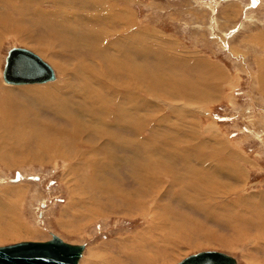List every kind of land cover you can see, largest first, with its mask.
Wrapping results in <instances>:
<instances>
[{"label":"rangeland","instance_id":"1","mask_svg":"<svg viewBox=\"0 0 264 264\" xmlns=\"http://www.w3.org/2000/svg\"><path fill=\"white\" fill-rule=\"evenodd\" d=\"M89 1L96 2L99 8L106 7V5L100 6L98 1L101 0H39L37 4L24 2L25 4L22 3L24 6L21 4L12 9L14 14L3 15L5 21L3 22L8 23L4 25L1 34L3 36L0 38V111L3 109L2 112L8 113L0 114V122L2 121L0 125H3L0 127V135L5 130L2 135H7L8 141L5 140L7 147L11 145L6 150L8 155H11L14 149L13 152L18 151L17 157L20 155L19 151L25 157L18 158L16 164L12 163L11 158L7 163L0 160V197L3 199L0 200L12 207L10 210L6 209L4 219L0 221V247L28 241L45 242L51 240L53 236H58L69 244L85 247L80 264H146V262L147 264H179L185 258L203 251L222 252L235 258L237 264H264V0H118L117 8L123 10L129 7L132 13L131 19L134 20L130 21L131 26L128 29L134 31L133 38L136 45L140 46L142 41L151 40L152 42L149 43L152 46L160 48L157 51L154 48L156 52L150 53L145 58H142L140 53H137L139 56L135 55L134 52L139 51L138 47L133 51L131 46L124 45L127 44L124 41L126 37L124 34L130 30H123L124 26H120L119 23L114 21V24H111L109 19L97 15L94 6L87 5ZM103 3L101 1V4ZM33 8H39L41 12L46 10V13L51 11L53 18H58L63 27L75 28L74 32L82 28L81 33L79 32L80 38L75 32L76 38L75 35H71L67 41L50 29L51 32L49 19L46 20L42 15L43 20L38 19L39 26L34 25L35 21L32 19L35 17L32 16L31 19L25 14ZM11 20L13 23H9ZM15 27L18 32L14 31ZM151 33L153 34L149 35ZM89 35L91 38L99 36L98 41L105 47L98 51L94 43L90 46L82 45L89 44L90 40H85V36L90 38ZM120 35H124L123 49L118 48L120 50L116 51L108 48V44L113 40L116 41ZM70 39L77 41L75 46H72ZM77 43L81 44L80 47ZM169 45L174 47V55H170L172 61L164 56L163 51L165 46ZM161 46H164L163 49ZM12 48H24L39 56L52 67L55 79L45 84H7L3 73L8 52ZM119 51L124 56L130 53L127 56L131 58L124 57V60L118 54ZM63 52L67 53L63 54ZM67 57L72 59L69 61ZM112 57L117 58L114 60ZM194 58L209 63L208 68H212L211 65L220 68L225 75V81L220 82L219 86L218 83L213 82L208 84L209 87L205 88L207 84L203 87L202 71L188 62ZM121 60L133 62L132 78L136 88L141 87L138 89L139 93L134 94L137 109L130 113L136 116V128L131 136L134 156L144 154V146L138 142L142 137L144 142L150 140L151 146L156 145L160 148H166L164 144L168 140L172 141L174 145L170 146V149H174L173 151L183 149L184 157L189 160L201 159V147L197 155H192L193 146L200 145L201 137H198L197 141H192V135H189L190 131L192 133L195 130L196 133L199 129L200 135L208 134L209 140V135L215 133L220 142L226 143L223 147L226 146L227 150L220 151V146L217 150L212 147L213 143L208 142L209 140L204 142V155L209 158L207 151L212 148L216 154H222V158L229 167L231 166L232 171L233 168L237 170V176L241 175L243 178L240 182H234L226 177L219 180V184L218 180H215L211 184L212 188L197 185L201 189V194L198 193L201 199L196 197L197 200L184 191L185 189L183 194L186 198L183 196L181 200L170 196L171 194L159 197L160 203L171 210V214L167 212L165 215L168 226L164 224L166 226L164 230H167L165 241L162 242H160L162 230L158 223L144 212L150 205L149 197L141 203L135 201L136 190L140 191V199H143L142 196L147 197L148 193H143L139 188L140 185L136 184L134 177L131 176L133 159L136 158L132 153L123 154L119 151L113 156L114 150L104 147L109 156L120 159L114 170L106 172V181L112 182L115 188L120 189L118 195L122 198L117 200L114 197L113 200L101 197L98 190L91 188L87 189L91 201L81 205L79 202L83 201V196L86 195L84 185L91 180L88 182L90 185L98 178L89 179L88 177L93 175L92 170L82 165L77 168L72 167L66 160L59 158L58 152L64 153L69 149V152L71 151L70 136L72 135L69 133L74 131V125H81L84 128L99 127L92 124L96 114L93 110L104 102L109 103L112 99L107 90H103L101 96L103 99L96 95L87 104L81 99H72L81 82L87 80L82 73L91 72L87 78L92 82L95 80L92 71L97 72L107 80V84L114 81L115 85L123 88L124 76L114 73L116 71L111 68V61L122 62ZM164 61H167L168 65L164 64ZM76 67L77 69L74 70L73 68ZM63 69L66 72H63ZM61 82L66 84H64L67 96L65 99L67 101L71 99L73 105L77 104L75 108L68 110V113L75 115L54 114L45 109L47 108L45 101L50 99L52 94H44L43 99L38 98V101H36L37 96L28 95L23 101L28 105L23 104V108L21 103L16 102L19 97H12L14 95L11 94V97H8L9 94L5 93L6 87L9 90L44 89L56 83L62 85ZM91 84L94 85L89 89L91 93L101 92L100 84L94 82ZM135 84L132 86L135 87ZM210 85L219 88L213 91ZM68 89L73 90L68 91ZM181 90L182 93H179ZM207 91L211 95L206 94L207 96L205 95L201 100L200 95ZM214 95L215 99L209 102L208 98ZM23 97L20 96V99ZM15 98L17 100L14 101ZM147 100L150 104H146ZM78 107L85 112L79 113ZM25 108H29L30 111ZM99 109L100 107L96 111ZM13 110H17L18 113L12 116L9 113ZM112 110L114 107L111 108ZM78 114L80 117L77 116ZM22 116H26L27 120L33 119L35 126L33 131L32 128L28 127L30 130H27V127L20 125L24 121ZM64 117L68 118L71 125H66ZM110 119L109 115L108 124L111 122ZM10 120L13 123L9 122ZM48 122H53L51 125L55 124L50 130L42 127V124ZM194 124L197 126H194L193 131L187 130ZM21 129L26 132H24L26 136ZM138 129L142 131V136H138ZM177 131L180 132L179 135ZM18 132L22 133L21 136ZM51 132H54V135ZM177 135L180 138H177ZM10 137L15 139L13 143ZM194 137L193 135V139ZM0 143H3L2 139ZM39 147L45 148V151L42 153ZM160 150L156 148L159 157L155 156V159L159 161L165 158ZM37 154L41 159L38 157L36 159ZM207 177L208 181H212L209 175ZM159 181L158 184L161 186V179ZM181 181L180 183H184ZM97 184H100L99 180ZM205 190L208 193H205ZM188 195L191 197L188 198ZM221 195L226 197L227 201L224 204L232 205L220 209L221 213L227 214L222 217L218 214L217 216L221 218L219 220L208 218L203 213V209L199 211L183 201L187 199L193 204H205L213 196L218 200V196ZM235 201H239L238 204L235 205ZM137 205H143L144 209ZM87 206H94L96 210L93 208L94 210L88 213L85 211ZM227 219L232 222L231 225ZM222 220L225 222H221ZM251 221L256 225L254 226Z\"/></svg>","mask_w":264,"mask_h":264},{"label":"bare ground","instance_id":"2","mask_svg":"<svg viewBox=\"0 0 264 264\" xmlns=\"http://www.w3.org/2000/svg\"><path fill=\"white\" fill-rule=\"evenodd\" d=\"M31 2L32 4H37V2H39V0H21V1H18V0H0V38L3 36L1 35L2 32H3V27L5 28L4 25H7L6 23H4L5 21L3 20V15H6V13H13L12 9H15V7H18L19 5H21L22 3L25 4L24 2ZM101 1L104 2L103 4H101ZM101 1H98L100 2V6L101 5H106V7L104 8H99L98 7V4L96 2L93 1L92 2H88L87 5H92L94 6V9L96 10V12L98 13L97 15H100V16H103V18L105 17L106 19H109L111 21V24H114V21L119 23L120 26H124V28L122 27V29H128L129 26H131V23L130 21L133 19H131V11H130V8L128 7V9H123L121 10L119 7L117 8V4L116 2L118 0H101ZM124 1H129V0H124ZM49 2V1H48ZM85 2V1H84ZM50 3V2H49ZM48 3V4H49ZM126 3V2H125ZM22 4V5H23ZM39 4V3H38ZM124 5V4H123ZM130 5V4H129ZM24 6V5H23ZM22 6V7H23ZM121 7V6H120ZM124 8V6H123ZM30 9V8H29ZM5 10H7V12H5ZM46 11V10H45ZM45 11L41 12L39 11V8H33L32 11L31 10H28L27 15H29V18H31L32 16H34L35 18H31L32 21L34 20L35 24H38L39 26V21L38 19H42V16H45L46 20L49 19V30L51 29L52 31H54L55 33H57L58 35H60L61 37H64L67 41L69 40V37L71 35H75L76 33L79 35V32L81 33L82 31V28L79 30H76L75 32L73 31L75 28L73 27H63L62 24L60 23L61 21L58 20V18H53L54 15H52L50 12L46 13ZM24 13V12H23ZM78 13V12H77ZM14 14V13H13ZM9 15V14H8ZM12 15V14H11ZM22 15V14H21ZM37 17H36V16ZM42 15V16H41ZM8 17V16H7ZM50 17V18H49ZM57 17V16H56ZM6 18V16H5ZM44 18V17H43ZM87 18V17H86ZM30 19V21H31ZM91 19V18H89ZM10 20V19H9ZM127 20V21H126ZM134 20V19H133ZM4 21V22H3ZM38 21V22H36ZM78 21V20H77ZM15 22V21H14ZM4 23V24H3ZM9 23H13L12 20L9 21ZM33 23V22H32ZM122 23V24H121ZM18 24V23H17ZM16 24V25H17ZM13 25V24H12ZM57 25V26H56ZM89 26V25H88ZM92 26V25H91ZM138 26V25H137ZM12 27V26H11ZM10 27V28H11ZM42 27V26H41ZM48 26H46L47 28ZM59 27V29H55ZM136 27V26H135ZM8 28V27H7ZM14 28V26H13ZM90 28V27H89ZM16 29V27H15ZM79 29V27H78ZM50 30V31H51ZM130 31H127L124 35L126 36L125 39L124 38V41L125 43L127 44H124L126 46H131L130 48L134 51V49H136L135 47H138L137 50L139 51H136L134 52L135 55L139 56V54L137 53H140V55L142 56V58H145V57H148V55L150 53H154L156 52L158 49H160L159 47H155V45H151L149 42H152L151 40H148V41H142L140 43V46H137L136 42H135V39L133 38L134 34L131 29H128ZM14 31H17L18 30H14ZM49 31V33H51ZM88 31V30H87ZM93 31V30H92ZM100 31V30H99ZM113 31V30H112ZM145 32V31H144ZM118 33V32H117ZM121 33V32H120ZM146 33V32H145ZM149 33V32H148ZM155 33V32H154ZM153 33L149 34V35H152ZM81 35V34H80ZM80 35L78 36L80 38ZM85 35V34H84ZM101 35V34H100ZM123 36L120 35V37H115L117 38L116 41H112L111 43L108 44V42L106 44H108V48H111L113 50H120L118 48H122V45H123ZM146 35V34H145ZM83 36V35H82ZM81 36V37H82ZM88 36V35H87ZM57 37V36H56ZM77 37V39H78ZM84 37V36H83ZM90 37V35H89ZM114 37V36H113ZM142 37V36H141ZM140 37V39H142ZM75 38H76V35H75ZM74 38V39H75ZM112 38V36H111ZM114 38V39H115ZM148 38V37H147ZM74 39H70L71 40V44L72 46H75V41ZM86 39H89L90 42L89 44L87 43H83L82 45L84 46H90L94 43V46H96V48L98 49V51L102 50L105 46L103 45L102 46V43L98 40L99 39V36L97 38L94 37V38H86L85 36V40ZM138 39V38H137ZM111 40V39H109ZM163 40V39H162ZM64 41V40H63ZM80 41V40H79ZM78 41V42H79ZM140 41V40H139ZM66 42V41H65ZM64 42V43H65ZM70 42V41H69ZM84 42V40H83ZM160 42V41H159ZM131 43V44H130ZM163 43L165 44V41L163 40ZM162 43V44H163ZM78 44V43H77ZM105 44V43H104ZM66 45V44H64ZM79 45V44H78ZM77 45V46H78ZM81 45V44H80ZM79 45V47H80ZM167 45V44H166ZM71 46V45H70ZM83 46V47H84ZM82 47V46H81ZM164 46H161V48L163 49ZM154 48L156 49V51H154ZM64 49V48H63ZM80 49V48H79ZM94 49V48H93ZM106 49V48H105ZM123 49V48H122ZM88 50V49H87ZM90 50V49H89ZM92 50V49H91ZM173 50H174V47L169 45V46H165V50L164 51V56L169 60V61H172V59H170V55L173 56L174 53H173ZM79 51V50H78ZM86 51V50H85ZM107 51V50H106ZM125 51V50H124ZM68 52V51H67ZM67 52H63V54H66ZM88 52V51H87ZM97 52V51H96ZM82 53V51H81ZM86 53V52H85ZM124 53V52H123ZM102 54V53H101ZM108 54V53H107ZM118 54H120L123 58H127V59H130L131 57L130 56H127L129 55L130 53H126V55L124 56L120 51L118 52ZM160 54V53H159ZM134 55V56H135ZM157 57H158V54H156ZM185 55V54H184ZM100 56V55H99ZM112 56V55H111ZM127 56V57H126ZM177 55H175L176 57ZM76 57V56H75ZM82 57V56H81ZM97 57V56H96ZM118 57L120 58V56L118 55ZM180 57V56H179ZM69 58V57H67ZM66 58V60H68ZM95 58V57H94ZM104 58V57H103ZM114 60L117 58L115 57H112ZM124 58V60H125ZM72 58H69V61L71 60ZM109 60V58H107ZM112 59V60H113ZM121 59V58H120ZM157 59V58H156ZM118 60V59H117ZM177 60H180L181 59H177ZM97 61V60H96ZM120 61V60H119ZM122 61V60H121ZM110 62V61H109ZM118 62V61H117ZM116 61H111V68H113V70H115L116 72L114 73H117V74H122L124 76V81H123V85L121 88L119 85H115L114 84V81H110L111 83L110 84H107L106 81L102 75L98 74L97 72L96 73H93L92 71V74H94L95 76V80L92 81L96 84H100L101 86V92L100 91H95L96 93H91L89 91L90 87H93L94 85H92L91 83L92 82H89L88 81V78H89V75L91 72H85L84 74L82 73V76L85 77L86 81H80L82 84H80V86L78 87L77 89V86H75V88L77 90H75V96L72 98V99H81L83 101V103H88L90 101H92V99H94L97 96H102L103 95V90H107L109 91L110 95L112 96V99L111 101L108 103V102H104L103 104H100L99 106L96 107V109L98 107H100L99 111H95V113L98 115V116H102V117H98L96 114H95V119L92 120V124H95V125H98L99 127L97 128H88V127H83L81 125H74V131L69 133L71 137L70 140H72V148H71V151L69 152V150L67 151H64V153H61V152H58L59 153V158L63 159V160H66L70 166L72 167H75L77 168V166H85L87 167L89 170H92V174L90 177H88L89 179H92L94 178L95 180V177L98 178V180L100 181V184H97L98 180L97 181H92V183H89L88 182H91L88 181L85 185H84V189H85V194L83 197V201H80L79 204L81 205L82 203L85 204L87 203V201H91L90 198L91 196H88V193H87V189H95V190H98V193L101 194V197H106V198H111L114 200V197L117 199V200H120L122 197L120 195H118V193L120 192V189H117L113 186V183L112 182H107L106 181V172L108 170H114L115 166L117 165V162H118V157H111L109 156L106 152H105V149L104 147H108V149H113L114 151L112 152V155L113 156H116L118 154L119 151H122L123 154H126V153H132V155L134 156V152L132 147L133 144V138L131 137L134 133V129L136 128L135 127V118L136 116L134 114H130L132 110H136L137 107H136V100L134 98V94L136 93H139V90L140 88H136V84L134 83V78H132V71L134 72V70L132 69L133 67V62H131L130 60H126L125 62H118L117 63ZM135 62V61H134ZM167 62V61H166ZM164 61V64L168 65ZM191 65H195V67L199 70L202 71V76H201V80L203 81L202 83V86L205 88H207L208 84L209 83H213V82H216L218 83V86H219V83L220 82H224L225 81V75L224 73L220 70V68L214 66V65H211V67H207L209 65V63H206L204 62V60L202 61L201 59L199 58H194V59H190L188 61ZM126 63V64H124ZM169 63V62H168ZM175 63V62H173ZM72 64V63H71ZM70 64V65H71ZM82 64V63H81ZM138 64V62H137ZM77 65V64H76ZM155 65V64H154ZM158 65V64H157ZM162 65V63H161ZM107 66V65H106ZM165 66V65H164ZM163 66V67H164ZM174 66V65H173ZM59 67V66H58ZM68 67V66H67ZM83 67V66H82ZM131 67V69H130ZM170 67V66H169ZM81 68V67H80ZM107 68V67H106ZM168 68V67H166ZM74 70L77 69L76 68H73ZM100 69V68H99ZM72 70V69H71ZM84 70V69H83ZM86 70V69H85ZM62 71V70H61ZM69 71V70H68ZM77 71V70H76ZM75 71V72H76ZM90 71V70H89ZM102 71V70H101ZM63 72H66V70L64 71L63 69ZM103 73V72H102ZM80 74V72H79ZM55 75V73H54ZM67 75V73H66ZM69 75V74H68ZM73 76V73L71 74ZM77 75V74H76ZM79 77V76H78ZM88 77V78H87ZM92 77V75H91ZM90 77V78H91ZM145 77V76H144ZM163 77V76H162ZM67 78V77H66ZM65 78V79H66ZM75 78V77H74ZM81 78V77H79ZM55 79V78H54ZM52 79V80H54ZM82 79V78H81ZM93 79V77H92ZM122 79V78H121ZM138 79V78H137ZM142 79V78H141ZM67 80V79H66ZM51 81V80H49ZM47 81V82H49ZM71 81V79H70ZM77 81V80H76ZM75 81V82H76ZM66 82V81H64ZM109 82V81H108ZM193 82V81H191ZM7 83V82H6ZM46 82H44L45 84ZM71 83V82H69ZM78 83V81H77ZM76 83V84H77ZM118 83V82H116ZM187 83V82H186ZM190 83V82H189ZM9 84V83H7ZM61 84L63 85H59V83H56L54 85H51V86H47L45 87L44 89L43 88H38V89H8V87H6V91L5 93H8V97H11V95H14L12 97H19V100H17L16 98L13 99L14 101L17 100L16 102L18 103H21L22 106L23 104H27V103H23V101L25 100V97L28 96V95H33V96H37L36 97V101H38L39 99H43L44 97V94H52V97L48 100H46L45 102H47V105H45V109L49 110V112H52L54 114H69V115H75V114H70L68 113V110L70 111L71 109L75 108V106L77 105H73L74 103H71V99L67 101V96L65 95V89L64 88V84L63 82H61ZM73 84V83H72ZM132 84L134 85L135 84V87L132 86ZM162 84V83H161ZM166 84V83H165ZM11 85H22V84H11ZM25 85V84H23ZM66 85V84H65ZM69 86V85H68ZM209 87V86H208ZM13 88V87H12ZM157 88V86H156ZM210 88L215 91V89L219 88V87H212V85H210ZM49 89V90H47ZM99 89V88H98ZM165 89V88H164ZM169 89V88H168ZM179 89V88H178ZM71 90V89H70ZM68 89V91H70ZM73 90V89H72ZM71 90V91H72ZM154 90V89H153ZM163 90V89H162ZM176 90V89H175ZM201 90V89H200ZM199 90V91H200ZM93 91V92H94ZM179 93H182V90L179 91ZM55 94V95H54ZM108 94V95H109ZM206 94H209L208 91L203 93L202 95H200L199 98H202L206 95ZM7 95V94H6ZM138 95V94H137ZM150 95V94H149ZM211 95V94H209ZM5 96V95H4ZM20 96H24L22 99H20ZM187 96V95H186ZM195 96V95H194ZM193 96V97H194ZM207 96V95H206ZM71 97V96H70ZM144 97V96H143ZM209 97V96H208ZM5 99V97H3ZM39 98V99H38ZM102 98V97H101ZM105 98V97H104ZM147 98V97H146ZM154 98V97H153ZM191 98V97H190ZM189 98V99H190ZM195 98V97H194ZM213 98L215 99V95L212 96V97H209L208 100L209 102H211V100H213ZM8 99V98H7ZM35 99V98H34ZM57 99H60L59 101H57ZM103 99V98H102ZM196 99V98H195ZM33 100V99H32ZM90 100V101H89ZM132 100H135L134 102H132ZM150 100V99H149ZM164 100V99H163ZM191 100V99H190ZM75 101V100H74ZM102 101V100H101ZM109 101V100H108ZM157 101V100H156ZM159 101V100H158ZM194 101V100H193ZM73 102V100H72ZM94 102V101H93ZM98 103V102H97ZM150 104V102H148V100L146 101V104ZM192 103V101H191ZM31 104V103H30ZM145 104V105H146ZM193 104V103H192ZM196 104V103H195ZM20 105V104H19ZM28 105V104H27ZM130 105V106H129ZM140 105V104H139ZM185 105V104H184ZM6 106V105H5ZM9 106V105H8ZM35 106V105H34ZM83 106V105H82ZM27 107V106H26ZM38 107V106H37ZM88 107V106H87ZM86 107V108H87ZM114 107V110L111 111V108ZM145 107V106H144ZM159 107V106H158ZM14 108V107H13ZM16 108V107H15ZM18 108V106H17ZM24 108V106H23ZM77 108V107H76ZM187 108V107H186ZM11 109V108H10ZM26 109V108H25ZM29 109V108H28ZM26 109V110H28ZM79 109V113H82L85 112L84 109L83 110H80L81 108L78 107ZM146 109V108H145ZM153 109V108H152ZM3 109H1L0 111V114H6L8 112H2ZM33 110V109H32ZM155 110V109H154ZM153 110V112H154ZM4 111V110H3ZM30 111V109H29ZM28 112V111H27ZM34 112V111H33ZM31 112V113H33ZM88 112V111H87ZM115 112V113H114ZM182 112V111H181ZM17 114V110H13V112L11 111V113L9 114H13L14 115ZM20 113V112H19ZM30 113V114H31ZM42 113V111H41ZM89 113V112H88ZM148 112H146L147 114ZM23 114V113H21ZM25 114V113H24ZM27 114V113H26ZM35 115H37L36 113H34ZM139 114V113H138ZM12 115V116H13ZM109 115L111 116V122L110 124H108V121L107 119H109ZM137 115V114H136ZM151 115V114H150ZM149 115V116H150ZM178 115V114H177ZM10 116V117H12ZM38 116H39V113H38ZM79 116V114L77 115ZM76 116V117H77ZM148 116V117H149ZM33 118H35L34 116H32ZM80 117V116H79ZM21 118L24 119V121L21 122V126L23 127H27L26 129L28 130L29 128L31 129V131H33L35 129V126H34V122H33V119L30 118V120L26 119V116H22ZM65 118V122H66V125H71V123L69 122L68 118L64 117ZM83 118V117H81ZM139 118V117H138ZM155 118V116H154ZM167 118V117H166ZM177 118V117H176ZM11 119V118H10ZM143 119V118H142ZM165 119V118H164ZM163 119V120H164ZM37 120V119H36ZM14 121V120H13ZM142 121V120H141ZM169 121V120H168ZM11 122V120L9 121ZM2 123V121L0 122V124ZM13 123V122H11ZM53 123V122H51ZM50 122L48 123H44L42 124V127L44 129H47V130H50V127L53 128L52 125H55V124H52L51 125ZM55 123V122H54ZM63 123V122H62ZM5 124V123H4ZM64 124V123H63ZM170 124V122H169ZM185 124V123H183ZM188 126V124H186ZM3 126V125H0V127ZM18 126V125H17ZM145 126V125H143ZM165 126V125H164ZM172 126V125H171ZM194 126H197V125H193L192 127H189L190 129H186L187 130H194ZM12 127V126H11ZM10 127V128H11ZM29 127V128H28ZM18 128V127H17ZM55 128V127H54ZM162 128V127H161ZM9 129V128H8ZM29 129V130H30ZM63 129V128H62ZM169 129V128H168ZM175 129V128H173ZM19 130V129H18ZM53 130V129H52ZM68 130L69 127H68ZM121 132H119V131ZM12 131V129H11ZM22 131V129H21ZM72 131V130H71ZM181 131V130H180ZM185 131V130H184ZM5 132V130H4ZM3 132V133H4ZM25 132V131H24ZM22 131V133H24ZM30 132V131H29ZM119 132V134L117 133ZM162 132V131H161ZM159 132V133H161ZM207 132H210V131H207ZM205 132V133H207ZM2 133V134H3ZM7 133V132H6ZM19 134L21 132H18ZM21 133V134H22ZM26 133V132H25ZM24 133V135L26 136V134ZM53 135H54V132H51ZM138 133L139 135L138 136H142V131H140L138 129ZM137 133V134H138ZM164 133V132H163ZM178 135L180 132H178ZM182 133V132H181ZM195 133V130L191 133H189V135H192L191 136V139L192 141H197L198 137H201V143L199 142V146H193V149H192V155H197L198 154V149L199 147H201V152H202V157L201 159L199 158L198 160L196 159V161L194 159L189 160L187 157H184L183 155V149H181L180 151H178L177 149L175 151H173L174 149H170V146H173L174 144H172L169 140L166 142V144H164L166 146V148H160V147H157L156 145L155 146H151V142L150 140H145L146 142H144L141 137V139H138V142L141 143L144 148V154H140L138 155V157L134 158L133 159V169H132V178L134 177V181L137 182L136 184H139L141 188L140 190L143 191V193H148V196H142L143 199H140L141 196L140 195V191L136 190V199L135 201H138V202H144L146 201V199L149 197V207L144 210L145 213H147L153 220L154 222H157L158 225H159V228L162 230L161 232V241H165V232L166 230L165 227L168 226V219L166 218L165 215H167V212H170L171 214V210L168 209L167 207H164L163 204L160 203L161 201V198L165 195H170V196H174L176 199H179L181 200L184 196V191L188 192L189 194H191V196L196 199H201V196L198 195V193L201 194V189L197 186V185H202L204 186L205 188H212L211 187V184L215 181V180H218V184L220 183L219 180H222L224 178L227 177V179H229V181H234V182H240L243 180L242 176L239 175L237 176L236 173H237V170L235 168H233L234 170L232 171L231 169V166L229 167V165L226 163V161L222 158V154H216L213 149L211 148L210 150H208V154L211 156H209V158H207V156L204 155L203 153V147H204V142L208 141L209 140V137L208 134L207 136L204 134H201L200 135V132H199V129L196 130V133ZM0 135V140L2 139L3 140V143L0 145V160L7 163L8 159L11 158V161L12 163L16 164L18 162L19 159H23L25 156L24 155H21L22 152L19 151L20 155L17 157L16 153L18 152H13L15 151L13 149L12 151V154L11 155H8L6 153V150L9 146L11 145H6V142L5 140L6 139V136L4 135ZM20 134V136H21ZM29 134V133H27ZM95 134V135H93ZM122 134H124V136H122ZM174 134V133H173ZM188 134V133H186ZM15 135V133H14ZM62 135V134H61ZM177 135V138H180L178 137ZM182 135V134H181ZM193 135L195 136L194 139H193ZM18 136V135H17ZM157 136V135H156ZM210 136V140L208 142L210 143H213V146L215 149H217L218 146H220V151H226L227 149L226 146L223 147L226 143H224V141L220 142L218 140V136L215 135V133H211ZM15 137V136H14ZM23 137V136H22ZM146 137V136H145ZM16 138V137H15ZM24 138V137H23ZM22 138V139H23ZM173 138H174V135H173ZM10 139H12V137H10ZM14 139V138H13ZM10 140L11 142L13 141ZM172 139V138H170ZM15 140V139H14ZM8 141V140H7ZM77 142V143H75ZM9 143V142H8ZM7 143V144H8ZM13 143V142H12ZM158 143V142H157ZM156 143V144H157ZM175 143V142H174ZM10 144V143H9ZM66 144V143H65ZM185 144V142H184ZM190 144V143H188ZM187 144V145H188ZM14 145V144H13ZM67 145V144H66ZM181 145V144H180ZM179 145V146H180ZM162 146V145H161ZM177 146V145H176ZM14 148V147H13ZM41 148V147H39ZM64 148V147H63ZM87 148V150H86ZM156 148H159L161 149V153L165 155V158L163 159H155V156H158V152L156 151ZM183 148V147H182ZM206 148V147H205ZM2 149H4L2 151ZM154 149V150H153ZM186 149V148H184ZM63 150V149H62ZM104 150V151H102ZM218 150V149H217ZM45 151V148H41V152L43 153ZM60 151V150H59ZM39 154V152H38ZM37 154L36 156V159L38 157V159L40 158L41 159V156H39ZM41 154V153H40ZM160 154V152H159ZM187 154V153H186ZM36 155V154H35ZM190 156V155H189ZM55 157V156H54ZM159 157V156H158ZM217 159H214L216 158ZM19 158V159H18ZM49 159L50 156H48ZM198 158V156H197ZM220 159L219 161H215V160H218ZM43 161V160H42ZM119 163H120V159H119ZM175 170V171H174ZM177 172H180L179 174H177ZM110 175H112V173L110 172ZM207 175L210 176V179H212V181H208V177ZM205 176L207 178H205ZM83 178V176H82ZM159 179H161V186L158 184L160 181ZM1 180V179H0ZM180 180H182L184 183H180ZM85 181V180H84ZM181 181V182H182ZM84 184V183H82ZM223 187L227 188L225 185H222ZM230 187V186H229ZM82 188V189H83ZM185 189V190H184ZM204 189V188H202ZM222 189V188H221ZM184 190V191H183ZM84 191V190H83ZM133 191V190H132ZM164 191V192H163ZM203 191V190H202ZM184 193V194H183ZM205 193H208L207 190H205ZM155 194V198L153 199V196ZM153 195V196H151ZM204 195V193H203ZM158 196V197H157ZM191 196L188 195V198H190ZM161 197V198H159ZM186 198V196H184ZM208 197V196H207ZM152 201H151V199ZM210 198V197H208ZM207 198V199H208ZM226 197L223 195L221 196H218V200H217V197L213 196V198L209 199L210 203H198V204H193L190 200H187V199H183V201L185 202V204L189 205L190 207L194 208V209H198L199 211H201L202 209L204 210V214L207 215L208 218L210 219H213V220H219L220 217H222V215L224 216L225 214L227 213H221L220 209H223L225 206L227 208H229L232 204H224L225 201H227L225 199ZM260 198V197H259ZM0 199H2L0 197ZM196 199V200H197ZM239 199V198H238ZM3 200V199H2ZM0 200V221L3 220V215L5 214L6 212V209H11L12 207L8 205H6V202ZM237 200V199H236ZM85 202V203H84ZM128 202H131V201H128ZM182 202V201H181ZM180 202V203H181ZM239 201H235L234 204H238ZM97 204H99L98 202H96ZM233 203V202H232ZM75 204V202H74ZM73 204V205H74ZM219 204H222V205H219ZM224 204V205H223ZM233 204V205H234ZM138 207L142 208L143 205H137ZM80 208H82L83 206H79ZM86 208V212H91L92 210L95 209L94 206H87L85 207ZM94 208V209H93ZM152 208V209H151ZM144 209V207H143ZM96 210V209H95ZM169 214V215H170ZM218 214H221L220 217H218L217 215ZM158 216H161V217H158ZM3 218V219H2ZM221 219V218H220ZM231 219V218H230ZM262 220V219H261ZM228 223H232L231 221H229V219H227ZM221 222H225L224 220H222ZM239 223V221H238ZM252 223V221H251ZM166 226H165V225ZM254 226L256 225L255 223H252ZM231 225V224H230ZM261 226V225H260ZM143 259V258H142ZM147 264V262H146ZM151 264V263H150Z\"/></svg>","mask_w":264,"mask_h":264},{"label":"water","instance_id":"3","mask_svg":"<svg viewBox=\"0 0 264 264\" xmlns=\"http://www.w3.org/2000/svg\"><path fill=\"white\" fill-rule=\"evenodd\" d=\"M4 80L9 84L44 83L55 78L52 67L24 48L8 52ZM85 247L63 241L58 236L45 242H21L0 247V264H80ZM179 264H237L235 258L218 251L191 255Z\"/></svg>","mask_w":264,"mask_h":264}]
</instances>
